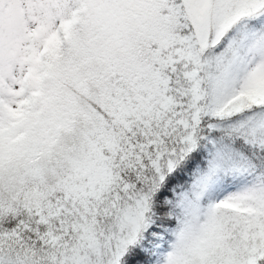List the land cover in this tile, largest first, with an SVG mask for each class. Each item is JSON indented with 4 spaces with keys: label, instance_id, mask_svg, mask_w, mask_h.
<instances>
[{
    "label": "snow or ice",
    "instance_id": "6c2138e0",
    "mask_svg": "<svg viewBox=\"0 0 264 264\" xmlns=\"http://www.w3.org/2000/svg\"><path fill=\"white\" fill-rule=\"evenodd\" d=\"M0 264H264V0H0Z\"/></svg>",
    "mask_w": 264,
    "mask_h": 264
}]
</instances>
